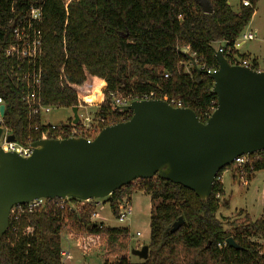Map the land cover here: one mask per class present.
Masks as SVG:
<instances>
[{"label": "trees", "instance_id": "trees-1", "mask_svg": "<svg viewBox=\"0 0 264 264\" xmlns=\"http://www.w3.org/2000/svg\"><path fill=\"white\" fill-rule=\"evenodd\" d=\"M208 1L211 13H204L198 0H73L67 9L61 0H0L2 125L24 145L51 138L45 127L33 129L36 124L41 126L43 119L32 114L23 100L24 85L14 70L20 60L5 56L13 42L10 24L32 6L41 9L42 104L70 109L79 104L95 106L94 115L104 119L99 132L131 116L128 110L111 105L113 95L154 92L156 98L166 95L180 100V107L190 108L205 122L217 102L211 92L213 79L204 69L191 67L186 71L185 65L195 59L205 68H217L214 46L218 42L224 45L222 53L229 62L233 56L247 59L234 46L258 2L249 0L251 5L243 6L238 1L234 11L228 0ZM184 47L190 53H184ZM252 62L257 68L256 61ZM251 156L252 170L249 164L244 166L249 178L264 170V150ZM233 166L231 163L219 173L232 171ZM134 192L150 197L146 259L132 261L133 256L127 255V228L90 220L95 212L93 203L86 202L87 206L75 211L60 208L58 199H49L42 207L16 218L11 212L9 228L0 238V264H64L60 252L66 227L105 236L104 254L116 258L109 262L105 257L103 264H264L263 246L253 241L264 236V216L253 219L240 209L234 219L227 220V230L217 217L220 206L228 208L229 204L227 199L220 200L224 185L217 177L205 200L154 175L122 185L104 202L116 217L118 204L123 199L130 202ZM68 201L85 203L74 198ZM179 217L183 220L172 232ZM229 237L238 248L223 245Z\"/></svg>", "mask_w": 264, "mask_h": 264}, {"label": "water", "instance_id": "water-1", "mask_svg": "<svg viewBox=\"0 0 264 264\" xmlns=\"http://www.w3.org/2000/svg\"><path fill=\"white\" fill-rule=\"evenodd\" d=\"M198 1L204 13L212 12L208 0ZM220 46L214 51L218 67L210 74L216 108L205 122L188 107L134 100L127 105L129 119L104 127L91 140L39 139L30 144L28 157L0 149V238L15 205L39 198L98 200L136 178L157 175L205 200L222 168L264 150V70L232 65ZM4 110L0 104L1 118ZM71 111L76 124L77 106ZM7 141L15 137L9 134ZM182 220L173 223L172 232ZM226 244L239 247L232 237ZM130 254L144 260L148 245Z\"/></svg>", "mask_w": 264, "mask_h": 264}, {"label": "built area", "instance_id": "built-area-1", "mask_svg": "<svg viewBox=\"0 0 264 264\" xmlns=\"http://www.w3.org/2000/svg\"><path fill=\"white\" fill-rule=\"evenodd\" d=\"M71 1L73 0H61L65 9H67ZM238 1L241 2L243 6L251 5L249 0H238ZM227 3L229 4V1ZM12 23H13V27L11 28V30H12L13 42L6 49L5 56L20 60L19 64L15 67L14 70L16 72L18 80L21 81V83L24 85V91L22 94L23 100L26 102L32 114H38L43 119L44 115L50 113L53 107L42 104L39 98L41 79H42L40 57L42 54V45H43L42 33L40 29V24H41L40 7L38 6L30 7V9L27 11L25 15H23L19 19L14 20ZM240 37H242L244 42L254 39L255 35H253L251 32H247V33L243 32V34L241 33ZM239 38L236 44H238ZM236 44L234 46L235 48H236ZM219 45H221L220 51L223 52L224 45L220 42L215 44L214 49L216 50ZM182 51L184 53H190L187 47L182 48ZM191 56L193 57L194 54L191 53ZM230 63L232 65L246 66L256 70H264V69H259V67L255 68L253 66V62H250L248 59H241L236 56L231 57ZM191 67H194L197 70L204 69L205 72L209 75L212 72H215L217 69V68H205L204 65H198L195 59L190 60L189 63L185 65V70L189 71ZM149 99H161L174 107H180L179 106L180 100L169 98L166 95L156 98L154 92L141 93L127 97L113 95L111 105L121 110L126 109L131 113V111L127 109V105H129L132 101L149 100ZM0 104H3L1 97H0ZM84 108L86 107L81 104L77 106L78 121L76 124L72 123V115H71L70 118H68L69 121H66L61 124L52 123L50 121L43 119L42 125L40 126L36 124L34 125L33 129L37 131L40 129V127H45V132L48 133L51 136V138L62 139L69 137H84L88 140H91L93 139V137H90L89 135L98 133L97 132L98 126L104 121V119L95 116L94 112H89V110L85 111ZM215 108L216 107L212 108V112L214 111ZM1 121L2 118L0 117V126L2 127V131L0 134V149L6 152H12V151L17 152L19 155L23 157L30 156L32 153L30 144L24 145L17 142L16 140L13 142L7 141V137L10 133L6 128H4ZM251 155H242L233 160L234 163L233 170L235 172V175L239 179V182L244 186L249 185V173L244 169V166L246 164L250 165L251 159L254 158V156ZM249 169L250 171L252 170L251 165L249 166ZM217 175H216L217 180L222 182V172L218 173ZM68 199L69 198L58 199L57 204L59 205L60 208H63L65 207V204L67 203ZM46 200L49 199L39 198L25 204L15 205L12 207L10 214L12 212L16 218L18 215L22 213L33 212L36 209L42 207ZM85 202H91L95 205V207L101 204V201L99 199L88 200ZM130 212H131V208L129 202L123 199L118 204L117 207L116 216L118 221L120 222L124 221L130 214ZM97 215L98 214L96 212L92 213L93 217H96ZM136 235H140V233L136 232ZM223 245H226V242H224ZM218 246H220V244H218ZM60 255L62 262L70 259L69 251L63 250L62 248Z\"/></svg>", "mask_w": 264, "mask_h": 264}, {"label": "rangeland", "instance_id": "rangeland-1", "mask_svg": "<svg viewBox=\"0 0 264 264\" xmlns=\"http://www.w3.org/2000/svg\"><path fill=\"white\" fill-rule=\"evenodd\" d=\"M231 8L236 11L238 9V0H228ZM251 32L255 38L244 41L241 53L246 54L250 62L256 61L259 69H264V0H258L252 18L245 29L242 31ZM242 37L238 43L242 42ZM240 57V56H238ZM95 106H87L85 111L94 112ZM72 115V111L68 107H53L51 112L44 115L43 119L52 123L60 124L68 121ZM234 171V170H232ZM231 170L222 171V182L224 185V195L220 200H228V208L220 206L218 210L219 219L225 223V228L230 230L227 220H232L240 209L247 211L250 217L256 219L264 216V170L254 173L249 178V185L244 186L239 182L237 176ZM101 204L95 207L96 217L91 215L90 220L102 223L107 227H125L129 231L128 243L130 250L140 248L149 242V216H150V197L143 192H134L130 195L131 212L128 217L120 222L117 216L113 215L108 203L104 202V198L99 199ZM88 203V202H87ZM86 202H70L67 201L65 207H69L75 211H79L81 207L87 206ZM67 208V209H69ZM66 209V208H65ZM139 232L140 235H136ZM263 246L264 236L253 238ZM105 236L92 235L86 232L77 231L73 227H66L61 237V248L69 251L70 259L65 260L64 264H103L104 258L108 261L115 260V256H106L104 254ZM132 261L139 258L133 256Z\"/></svg>", "mask_w": 264, "mask_h": 264}, {"label": "crops", "instance_id": "crops-1", "mask_svg": "<svg viewBox=\"0 0 264 264\" xmlns=\"http://www.w3.org/2000/svg\"><path fill=\"white\" fill-rule=\"evenodd\" d=\"M242 45H243V41L242 42H240V43H238V44H236V49L238 50V52H239V54H243V53H241V48H242ZM248 60H249V58H248ZM250 61V60H249ZM131 201V200H130Z\"/></svg>", "mask_w": 264, "mask_h": 264}]
</instances>
